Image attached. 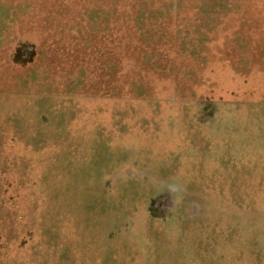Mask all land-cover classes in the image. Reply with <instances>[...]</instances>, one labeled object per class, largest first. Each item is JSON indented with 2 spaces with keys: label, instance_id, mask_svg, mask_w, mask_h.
<instances>
[{
  "label": "rangeland",
  "instance_id": "rangeland-1",
  "mask_svg": "<svg viewBox=\"0 0 264 264\" xmlns=\"http://www.w3.org/2000/svg\"><path fill=\"white\" fill-rule=\"evenodd\" d=\"M0 264H264V0H0Z\"/></svg>",
  "mask_w": 264,
  "mask_h": 264
}]
</instances>
